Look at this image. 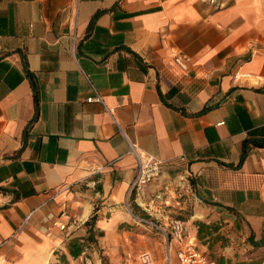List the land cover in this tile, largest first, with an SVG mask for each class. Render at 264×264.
I'll return each mask as SVG.
<instances>
[{
  "label": "crops",
  "instance_id": "0c3cea01",
  "mask_svg": "<svg viewBox=\"0 0 264 264\" xmlns=\"http://www.w3.org/2000/svg\"><path fill=\"white\" fill-rule=\"evenodd\" d=\"M175 56L190 58L186 71ZM95 92L104 104L87 102ZM254 141L264 0H0V264H52L56 253L141 264L156 242L136 226L135 197L125 205L131 147L162 162L145 205L163 191L195 240V223L218 226L225 264H264ZM70 241L83 245L75 259ZM163 241L162 264H179L177 243Z\"/></svg>",
  "mask_w": 264,
  "mask_h": 264
},
{
  "label": "built area",
  "instance_id": "2783aa9c",
  "mask_svg": "<svg viewBox=\"0 0 264 264\" xmlns=\"http://www.w3.org/2000/svg\"><path fill=\"white\" fill-rule=\"evenodd\" d=\"M174 62L182 70L186 71L190 58L186 56H175ZM87 102H99L104 104L103 97L97 92H95L94 96L89 97ZM107 111L111 115V111L109 109ZM131 151L136 158L137 166L134 178L126 191L125 205L128 209H130V202L133 196L135 197L134 202L139 204V206L143 205V189L149 183L160 178L162 166L161 160L149 153L141 152L136 147H131ZM181 161H184L183 157ZM165 199L166 196L164 192L161 191L156 193L147 205L144 204L145 206L143 209L153 217L154 221L145 220L133 215L135 221L143 222L158 231L163 240L168 244H170V242H176L177 250L175 255L179 264H217L215 261L210 260L209 257L198 248L196 240L191 237V230L187 222L170 216V211L165 205ZM139 260L141 264H157L153 256L148 252L140 255ZM71 264L95 263L88 255L82 254ZM165 264L170 263L167 261Z\"/></svg>",
  "mask_w": 264,
  "mask_h": 264
},
{
  "label": "trees",
  "instance_id": "16d2710c",
  "mask_svg": "<svg viewBox=\"0 0 264 264\" xmlns=\"http://www.w3.org/2000/svg\"><path fill=\"white\" fill-rule=\"evenodd\" d=\"M254 146L258 147H264V141H254L251 143ZM248 142H244L241 148V159L240 163H242L245 155L247 154V151L249 150ZM176 210H174L175 212ZM178 215H171V217H176L179 219H182L183 221L187 220L188 212L185 210L177 211L175 212ZM94 219V217H92ZM91 219V220H92ZM89 220L88 222L90 223ZM195 227L197 228V234H196V241L199 243H202L203 245H207L208 249V257L210 260L215 261L217 264H225V260L223 256L218 254L217 247H223L226 244L225 238L218 232L219 228L218 226L214 225H206L201 222L195 223ZM67 249L69 252V255L75 259L77 258L83 251V245L79 244L77 241H70L67 245ZM58 262L52 263V264H69V262L66 261L65 255L56 253Z\"/></svg>",
  "mask_w": 264,
  "mask_h": 264
},
{
  "label": "rangeland",
  "instance_id": "374dc122",
  "mask_svg": "<svg viewBox=\"0 0 264 264\" xmlns=\"http://www.w3.org/2000/svg\"><path fill=\"white\" fill-rule=\"evenodd\" d=\"M143 198V197H142ZM143 201V200H142ZM144 202V201H143ZM141 203V202H140ZM144 203L143 205L140 206V208H138L137 206H132L133 210L135 212V215L139 218L145 219V220H150V221H154L153 217L146 212L143 208H144ZM170 211V216L171 215H178L177 211L174 212V210H171V208H167ZM136 226L138 228H140L141 232L144 233L145 235L149 236L150 238H152L156 243L153 244V247H155V249L153 248V250L149 249V252L151 254H153V256L155 257V259L157 261H159L161 264L164 263V258H165V245H164V241L162 236L158 233V231H156L155 229L149 227L148 225L144 224L143 222H139L136 220ZM159 242L161 244H159ZM162 249V250H161ZM159 250L161 252H159ZM207 256L208 254L205 253ZM219 254V253H218ZM88 255V254H87ZM89 256V255H88ZM90 257V256H89ZM155 260V261H156ZM158 263V262H157ZM159 263V264H160Z\"/></svg>",
  "mask_w": 264,
  "mask_h": 264
}]
</instances>
